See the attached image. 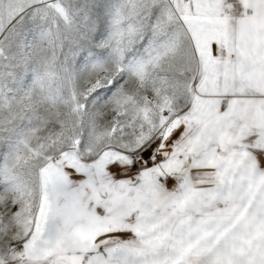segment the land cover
<instances>
[{
	"label": "snow or ice",
	"instance_id": "obj_1",
	"mask_svg": "<svg viewBox=\"0 0 264 264\" xmlns=\"http://www.w3.org/2000/svg\"><path fill=\"white\" fill-rule=\"evenodd\" d=\"M0 264H264V0H0Z\"/></svg>",
	"mask_w": 264,
	"mask_h": 264
}]
</instances>
